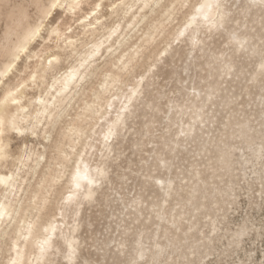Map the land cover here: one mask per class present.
<instances>
[{"label": "rangeland", "instance_id": "374dc122", "mask_svg": "<svg viewBox=\"0 0 264 264\" xmlns=\"http://www.w3.org/2000/svg\"><path fill=\"white\" fill-rule=\"evenodd\" d=\"M32 1L14 3L31 11ZM225 4L231 11L223 27L204 30L193 47L183 33L177 36L185 0L169 17L151 13L126 30L130 43L122 62L110 68L112 78L93 80L84 97L109 115H83L81 104L70 110L76 153L103 175L92 198L64 214L66 228L75 229L74 257L59 250L47 264H264V9L244 10L243 0ZM79 14H63L61 29L80 32ZM169 43L170 54L156 62ZM38 89L29 85L28 97ZM125 103L131 113L105 152L98 142V132L108 127L104 117L112 118ZM19 140L12 138L13 150ZM40 143L28 141L41 152ZM69 151L66 143L63 152ZM74 167V160L56 166L47 201L37 204L44 221H61ZM35 212L23 214L25 221Z\"/></svg>", "mask_w": 264, "mask_h": 264}, {"label": "bare ground", "instance_id": "6f19581e", "mask_svg": "<svg viewBox=\"0 0 264 264\" xmlns=\"http://www.w3.org/2000/svg\"><path fill=\"white\" fill-rule=\"evenodd\" d=\"M89 1L48 0L44 3L33 0L30 11L24 7V2L0 0V118L4 120L0 134V178H3L0 181V212L3 213L0 216V264H45L50 255L59 250L66 251L68 259L74 257L72 234L75 229L66 228L64 214L78 207L81 201L92 198L103 173L98 165H92L76 153L78 137L73 120L67 119L69 112L81 104L83 115L100 113L102 107L98 102L95 105V102L89 104L84 100L92 81L101 76L112 78L110 68L122 62V52L130 43L128 32L131 29L151 13L169 17L180 0H119L108 6L106 1L109 0H92V7L85 11ZM226 2L198 0L187 6L189 0H185L188 10L184 28L177 36L183 33L185 43L195 46L199 34L204 30L215 31L222 24L227 12L231 11ZM243 2L244 10L256 8L258 12L264 9V0ZM77 13H81L77 24L80 32L75 33L71 27L62 30V15L77 16ZM112 16L119 20L115 21L117 25L108 27L105 22ZM32 17H36L34 23ZM37 29L39 32L34 38L26 39ZM53 38L56 42L50 50L48 43ZM171 51L169 43L158 54L156 62L162 54ZM101 59L102 67L98 64ZM29 85L40 87L36 95L28 97ZM135 93L133 91V95ZM112 105L113 101L108 106L111 108ZM130 113L127 103L110 119L105 118L109 115L107 111L105 115L100 113L99 119L105 116L108 126L104 133L98 130V142L105 152L114 147L109 140L117 136L118 127L125 123ZM14 136L20 140L13 150ZM32 139L41 141V152L28 145ZM66 143L70 149L67 154L63 152ZM46 156V161L41 163ZM71 160L75 167L68 179L69 191L61 199L58 214L61 221L53 216L44 221L43 206L37 207V204L47 201L51 184L57 180L56 166ZM33 210L36 215L26 222L23 214H31Z\"/></svg>", "mask_w": 264, "mask_h": 264}, {"label": "snow or ice", "instance_id": "6c2138e0", "mask_svg": "<svg viewBox=\"0 0 264 264\" xmlns=\"http://www.w3.org/2000/svg\"><path fill=\"white\" fill-rule=\"evenodd\" d=\"M38 32H39V29H37L36 32L30 34L28 37H26V39L34 38V36H35L36 34H38ZM17 58H18V57H17ZM3 126H4V120H3L2 118H0V134H2ZM2 179H3V178H0V181H2ZM74 179H75V178H74ZM2 215H3V213L0 212V216H2Z\"/></svg>", "mask_w": 264, "mask_h": 264}]
</instances>
